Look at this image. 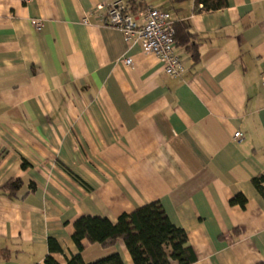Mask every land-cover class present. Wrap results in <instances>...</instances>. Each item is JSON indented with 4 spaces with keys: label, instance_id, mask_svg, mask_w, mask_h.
<instances>
[{
    "label": "crops",
    "instance_id": "obj_1",
    "mask_svg": "<svg viewBox=\"0 0 264 264\" xmlns=\"http://www.w3.org/2000/svg\"><path fill=\"white\" fill-rule=\"evenodd\" d=\"M112 1L0 0V188L24 181L18 198L0 193V264L42 262L49 238L67 264L79 217L116 222L155 201L187 232L195 264L264 261V195L253 182L264 175V0L214 12L195 0H121L190 25L200 61L177 47L181 76L121 31L83 23ZM238 194L245 207L230 203ZM82 243L87 262L119 252L134 264L123 240Z\"/></svg>",
    "mask_w": 264,
    "mask_h": 264
},
{
    "label": "trees",
    "instance_id": "obj_2",
    "mask_svg": "<svg viewBox=\"0 0 264 264\" xmlns=\"http://www.w3.org/2000/svg\"><path fill=\"white\" fill-rule=\"evenodd\" d=\"M181 2L183 0H174ZM230 0H195L197 12H214L229 6ZM133 13L144 10L146 5L130 2ZM144 5V6H143ZM175 46L187 49L195 63L200 61L199 45L195 43L196 34L190 25L184 22H174ZM29 165L24 161L22 166ZM72 173V172H71ZM77 181L87 189H92L78 175L72 173ZM253 182L264 195V175L256 176ZM24 187L22 179H11L0 193L11 199L18 198ZM34 182L29 183V192L36 190ZM246 197L238 194L230 203L245 207ZM73 240L78 247V253L67 258V264H126L119 252H113L94 261H85L82 256L83 240L99 243L108 248L115 246L118 240H123L134 264H195L197 256L189 244L187 232L175 225L168 217L163 205L159 201L151 202L136 208L131 213H123L116 222L98 215H83L74 223ZM53 253H64L55 238L48 239V254L42 262L37 264H61ZM8 251H3L1 257L9 258ZM258 264H264V261Z\"/></svg>",
    "mask_w": 264,
    "mask_h": 264
},
{
    "label": "built area",
    "instance_id": "obj_3",
    "mask_svg": "<svg viewBox=\"0 0 264 264\" xmlns=\"http://www.w3.org/2000/svg\"><path fill=\"white\" fill-rule=\"evenodd\" d=\"M23 1L29 3L31 0ZM91 17L103 26L121 31L128 43L154 54L166 74L181 76L185 72V63L176 50L174 21L170 13L147 7L135 14L129 4L116 0L96 5L86 13L83 23L89 24ZM34 26L38 31L42 30V20H35ZM124 63L132 65L131 58H125ZM242 136L240 131L234 134L237 139Z\"/></svg>",
    "mask_w": 264,
    "mask_h": 264
}]
</instances>
